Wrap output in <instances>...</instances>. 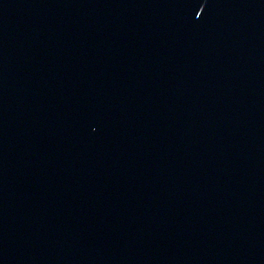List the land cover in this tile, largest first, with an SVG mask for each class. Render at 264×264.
Returning a JSON list of instances; mask_svg holds the SVG:
<instances>
[{"label":"water","instance_id":"water-1","mask_svg":"<svg viewBox=\"0 0 264 264\" xmlns=\"http://www.w3.org/2000/svg\"><path fill=\"white\" fill-rule=\"evenodd\" d=\"M0 264H264V0H0Z\"/></svg>","mask_w":264,"mask_h":264}]
</instances>
